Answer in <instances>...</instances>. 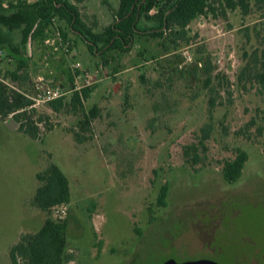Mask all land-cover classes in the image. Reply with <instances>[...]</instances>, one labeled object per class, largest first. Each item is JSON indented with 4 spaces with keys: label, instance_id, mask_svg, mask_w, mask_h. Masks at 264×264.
I'll return each mask as SVG.
<instances>
[{
    "label": "rangeland",
    "instance_id": "obj_1",
    "mask_svg": "<svg viewBox=\"0 0 264 264\" xmlns=\"http://www.w3.org/2000/svg\"><path fill=\"white\" fill-rule=\"evenodd\" d=\"M103 1L118 5V0H86L81 5L85 23L96 20L98 30L112 20ZM242 23L239 13L231 14L229 23L200 18L190 25V35H198L196 42L168 54L159 40L137 37L130 53L116 60L110 53L107 64L73 33L69 54L62 45L55 46L58 52L47 46L52 53L43 54L42 47H30L32 96L39 77L46 85H62L66 92L89 79L94 91L85 107L97 106L101 116L92 125V139L83 144L71 133L77 130L78 118L55 114L47 104L33 107L34 118L47 116L52 128L44 132V123L40 124L43 135L37 140L20 132L16 122L13 126L12 115L0 119V264H12L11 246L21 235L36 233L48 217L27 204L39 186L36 174L50 161L65 173L72 192L61 217L69 222L68 249L75 256L70 264L180 262L205 242L204 218L211 225L220 222L213 226L207 245L212 261L264 264V94L258 84L237 80L244 47L251 50L239 32ZM58 26L66 28L64 22ZM14 38L18 41L19 33ZM65 45L68 48V42ZM202 46L212 54L217 70L235 84L231 98L223 94L222 105L212 116L207 93L197 83L188 87L157 62L176 55L180 69L188 70ZM185 51L191 61L184 58ZM75 64L80 65L78 74L71 69ZM66 72L73 74L74 84L65 83ZM209 123L214 128L201 153L203 163L192 167L184 147L197 144ZM237 149L247 152L248 161L239 181L229 184L223 162L234 159ZM165 184L170 188L166 205H158Z\"/></svg>",
    "mask_w": 264,
    "mask_h": 264
},
{
    "label": "trees",
    "instance_id": "obj_2",
    "mask_svg": "<svg viewBox=\"0 0 264 264\" xmlns=\"http://www.w3.org/2000/svg\"><path fill=\"white\" fill-rule=\"evenodd\" d=\"M85 2L86 0H0V50L3 52L0 57L3 80H0V119L12 115L20 132L27 137L39 139L43 135L39 125L43 123L44 132L52 130L47 116L34 118L36 110L30 94V89H33L30 67L34 54L30 53L29 48L42 47V54L49 51L52 53L45 46V41L53 37L56 31L60 32L64 45L69 43L66 54L72 49L69 34L73 33L85 43L92 55L100 56L103 64H107L110 63V53L116 54L112 57L113 60L130 53L137 37L159 40L160 47L166 54L170 51L175 53L198 39L197 34L190 35V25L194 21L205 18L229 23L230 15L239 13L243 22L239 32L245 37V46H251V50L244 47V66L237 75V80L243 84H258L264 94V0H118L116 7L103 1L112 20L100 30L97 29L96 20L90 24L85 23L81 13V5ZM58 22H64L66 28L58 26ZM229 27L234 29L230 24ZM16 33L20 35L18 41L14 38ZM174 56L168 60L158 59L159 67L176 73L188 83V87L193 81L197 83L207 93L208 112L212 116L222 105L223 94L231 98V89L235 84L227 74L217 70L212 54L207 53L203 46L195 51L197 59L187 67L188 70L180 69L177 63L179 56ZM161 62H167L169 66L164 67ZM5 63L14 64L15 68L11 70L4 67ZM140 80L142 84H146L144 75L140 76ZM65 83L74 84L71 72L65 73ZM159 83L156 82L155 87ZM51 86L62 85L53 83ZM93 91L94 86L85 87L68 97L47 103L55 114H72L78 118L77 130H71L78 144L92 139V125L101 116L97 106L89 110L85 107V102ZM213 128L212 123L206 124L201 129L199 142L184 147L187 162L192 167L203 163L201 153L207 150L206 143ZM235 155L234 159L223 162V176L229 184L239 181L248 161V154L243 149H237ZM36 179L39 186L27 207L48 214V217L36 233L21 235L11 246V263L70 264L75 256L68 249V219L51 216L52 212L71 203L69 179L53 161L36 174ZM169 190L168 184L161 187L158 205H166Z\"/></svg>",
    "mask_w": 264,
    "mask_h": 264
},
{
    "label": "built area",
    "instance_id": "obj_3",
    "mask_svg": "<svg viewBox=\"0 0 264 264\" xmlns=\"http://www.w3.org/2000/svg\"><path fill=\"white\" fill-rule=\"evenodd\" d=\"M27 1L30 2L32 0H27ZM56 32H55L56 37L53 39L52 38L47 39L45 41V45L48 47H52L54 51H57L58 49L55 46H58V44H59V45L64 46L65 53L68 52L67 51V49H68L67 45H64V42H63L62 37L60 35V32H57V33ZM183 55L187 61H191V55H190L189 51H185ZM1 56H3V52L0 50V57ZM79 68H80L79 64H75L71 67L73 72L77 71ZM75 79H77V77ZM0 80H2L1 71H0ZM91 86H92V82H90L89 79H86L85 85H83L81 87H76L75 89L66 92L61 87H52L50 85H46L44 78L39 77L38 82L35 84V87H34L35 95L31 97V99L34 102L33 107L36 105H39V104H47L49 102H52L54 100H57V99H60L64 96H66L68 93H73L75 91L81 90L82 88L91 87ZM64 213H65V209L63 207L56 211L57 216H63Z\"/></svg>",
    "mask_w": 264,
    "mask_h": 264
},
{
    "label": "flooded vegetation",
    "instance_id": "obj_4",
    "mask_svg": "<svg viewBox=\"0 0 264 264\" xmlns=\"http://www.w3.org/2000/svg\"><path fill=\"white\" fill-rule=\"evenodd\" d=\"M224 177V176H223ZM203 224H204V220H208V223L207 224H205L206 226H207V228H208V231H206V230H204L205 231V234H204V239H205V242L202 244V247H201V249H200V251L198 250L197 252H195V253H193V254H186V255H188V258L187 257H184L183 258V260L182 261H180V262H178V261H176V260H174V259H169V260H166V261H164L163 263H161V264H166V263H168V262H172V261H174V262H176V263H185V262H195V261H212L211 260V257H212V253H211V250L210 249H208V246L207 245H209V243H210V239L212 238V236H213V231H212V229H213V226L214 225H218V226H220V222L219 223H216V224H212L211 225V223L209 222V219L208 218H204V220H202L201 219V217H200V219H199ZM208 237H210V238H208ZM197 255V256H196ZM200 255V256H199ZM212 262H214V261H212ZM216 263V262H215ZM256 264V263H255Z\"/></svg>",
    "mask_w": 264,
    "mask_h": 264
},
{
    "label": "water",
    "instance_id": "obj_5",
    "mask_svg": "<svg viewBox=\"0 0 264 264\" xmlns=\"http://www.w3.org/2000/svg\"><path fill=\"white\" fill-rule=\"evenodd\" d=\"M11 124L13 126L16 125V123L14 121H12ZM166 264H179V263H176V262L172 261V262H168ZM180 264H218V263H215V262H212V261H195V262H185V263H180Z\"/></svg>",
    "mask_w": 264,
    "mask_h": 264
},
{
    "label": "crops",
    "instance_id": "obj_6",
    "mask_svg": "<svg viewBox=\"0 0 264 264\" xmlns=\"http://www.w3.org/2000/svg\"><path fill=\"white\" fill-rule=\"evenodd\" d=\"M62 58H63V61H65L66 60V56H64V55H62ZM55 64V63H54ZM52 65H53V63H52ZM62 65L63 64H61V65H59L61 68H62ZM66 67V66H65Z\"/></svg>",
    "mask_w": 264,
    "mask_h": 264
}]
</instances>
